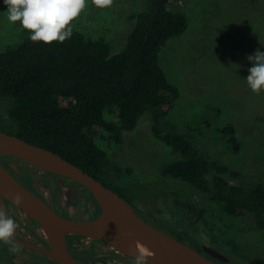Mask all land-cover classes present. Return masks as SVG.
<instances>
[{
  "label": "rangeland",
  "instance_id": "1",
  "mask_svg": "<svg viewBox=\"0 0 264 264\" xmlns=\"http://www.w3.org/2000/svg\"><path fill=\"white\" fill-rule=\"evenodd\" d=\"M145 3L113 0L110 7L99 8L87 0L69 27L87 37L105 38L111 53H116L135 24L134 14ZM168 7L185 15L187 27L159 51L160 66L178 89L162 125L174 127L209 159L226 164L233 171L225 174L230 183H264V90L257 94L246 82L252 66L247 57L264 52V0H169ZM28 35L19 21H8L7 5L0 0V51ZM6 102L0 99V104ZM152 122L151 114L144 113L132 130L123 132L122 142L101 132L98 141L121 171L132 169L127 178L144 181V193L156 199L160 207L156 217L165 226L171 230L180 226L199 242L223 250L232 264H264V229L256 227L251 214H226L207 193L161 174L162 166L179 155L152 134ZM229 124L239 139L237 151L222 131ZM20 163L29 171L26 162Z\"/></svg>",
  "mask_w": 264,
  "mask_h": 264
},
{
  "label": "trees",
  "instance_id": "2",
  "mask_svg": "<svg viewBox=\"0 0 264 264\" xmlns=\"http://www.w3.org/2000/svg\"><path fill=\"white\" fill-rule=\"evenodd\" d=\"M168 2L146 0L116 53L105 38L72 28L63 42L32 41L29 32L16 46L0 51V99L7 100L0 104V129L60 154L120 192L107 174L117 175L122 167L101 146L98 132L120 143L123 132L150 113L152 134L179 155L162 166L161 174L207 193L226 214H251L256 227L264 229V183H230L225 174L233 171L226 164L209 159L174 127L162 125L178 89L160 66L159 51L187 27L185 15ZM222 131L237 151L235 128L229 124Z\"/></svg>",
  "mask_w": 264,
  "mask_h": 264
},
{
  "label": "water",
  "instance_id": "3",
  "mask_svg": "<svg viewBox=\"0 0 264 264\" xmlns=\"http://www.w3.org/2000/svg\"><path fill=\"white\" fill-rule=\"evenodd\" d=\"M0 154L21 158L49 172L75 180L91 192L101 207V214L95 219L66 218L22 185L0 162V208L6 210L2 197L16 203L27 219L32 217L40 224L49 240V248H45L14 235L13 240L21 246L44 252L58 264H78L64 241L65 234H76L101 239L118 252L134 257L137 255L138 243H141L154 254L147 257L151 264H222L152 226L118 192L48 148L0 129ZM59 184L63 197L69 201L70 188L62 180ZM17 196L20 197L19 202L16 201ZM205 249L222 260L227 258L211 247L205 246Z\"/></svg>",
  "mask_w": 264,
  "mask_h": 264
},
{
  "label": "flooded vegetation",
  "instance_id": "4",
  "mask_svg": "<svg viewBox=\"0 0 264 264\" xmlns=\"http://www.w3.org/2000/svg\"><path fill=\"white\" fill-rule=\"evenodd\" d=\"M19 159L27 163L29 171L21 166ZM0 162L15 179L44 200L58 214L66 218L81 220L95 219L101 214V207L94 196L89 194V190L85 186L75 180L49 172L15 156L0 154ZM128 172H132V169L126 168L117 175L107 174V179L110 180L114 188H118L124 194L123 197L132 205L141 218L168 235L197 249L207 258L222 264L230 263L231 258L223 250L211 247L226 256V260H222L206 250L205 246L210 247V245L201 243L196 238L194 239L180 226L174 225L173 230L168 228L167 225L165 226L156 217V211L160 210L156 199L144 193L147 189L144 181L142 179L132 181V178L126 177V175L132 174ZM60 180L70 188L69 201L62 195ZM134 184L140 188L135 187ZM120 192L118 193L120 194ZM2 199L8 216L12 217L19 225L14 235L26 242L49 248V240L43 233L40 224L32 217L27 219L16 203L5 197H2ZM12 241V243L0 241V264H58L44 252L21 246L13 238ZM64 241L67 250L78 264H133L135 259L134 256L118 252L101 239H91L84 235L65 234ZM14 246L19 250L11 251ZM26 249L34 253L27 252ZM39 254L45 259H40ZM149 264L151 263L149 262Z\"/></svg>",
  "mask_w": 264,
  "mask_h": 264
},
{
  "label": "clouds",
  "instance_id": "5",
  "mask_svg": "<svg viewBox=\"0 0 264 264\" xmlns=\"http://www.w3.org/2000/svg\"><path fill=\"white\" fill-rule=\"evenodd\" d=\"M99 8L110 7L113 0H91ZM7 5V19L11 23L17 21L23 29L30 32L32 41L50 44L53 41L63 42L70 38V23L79 16L87 6V0H4ZM252 62L248 69L246 82L250 89L259 94L264 90V52L256 51L247 57ZM20 197H16L19 202ZM19 225L0 208V241L12 243V238ZM13 247L11 251H18ZM154 254L146 247L138 246L133 264H149L147 257Z\"/></svg>",
  "mask_w": 264,
  "mask_h": 264
},
{
  "label": "bare ground",
  "instance_id": "6",
  "mask_svg": "<svg viewBox=\"0 0 264 264\" xmlns=\"http://www.w3.org/2000/svg\"><path fill=\"white\" fill-rule=\"evenodd\" d=\"M138 246H143V247H146V246H144L143 244H141V243H138ZM147 248V247H146ZM148 249V248H147ZM149 250V249H148Z\"/></svg>",
  "mask_w": 264,
  "mask_h": 264
}]
</instances>
